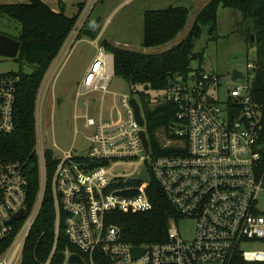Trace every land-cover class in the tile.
<instances>
[{
    "label": "built area",
    "instance_id": "2783aa9c",
    "mask_svg": "<svg viewBox=\"0 0 264 264\" xmlns=\"http://www.w3.org/2000/svg\"><path fill=\"white\" fill-rule=\"evenodd\" d=\"M98 2L89 0L88 4L92 9ZM77 25L37 93L33 151L38 159L39 189L31 208L26 204L25 169L17 161L0 157V264H22L26 239L42 207L45 155L51 151L44 143L42 104L84 27ZM90 61L77 84L73 111L74 121H83V129L89 132L82 135L86 149L79 154L73 147L61 152L53 144L62 158L51 151L56 162L50 183L55 231L62 215L66 239L76 250L65 251L62 264H70L71 255L80 259L71 264H95L97 256L109 264H232L235 259L264 264V252L243 251L248 246L264 249V101L257 102L251 92L255 62L246 64L250 70L248 77L243 75L246 82L228 87L223 100L217 94L220 77L203 71L191 72L186 81L177 77L159 91L152 106L176 107L175 122L169 128L174 139L161 133L160 141L163 148L179 152L154 157L149 147L147 155L142 147L141 132L146 139L147 133L140 101L109 92L114 77L112 57L98 46ZM18 83L16 75H0V137L15 130ZM95 96L100 103L92 99ZM107 96L118 101L106 109ZM131 98L139 107L144 127L135 119ZM143 169L148 183L138 182ZM151 182L161 188L177 217L169 221L164 242L134 247L123 241L113 219L116 214L151 211L147 195ZM21 211L24 216L12 222ZM181 222L193 224L188 238L180 235ZM55 245L44 264H51ZM134 249L143 252L135 257Z\"/></svg>",
    "mask_w": 264,
    "mask_h": 264
},
{
    "label": "trees",
    "instance_id": "16d2710c",
    "mask_svg": "<svg viewBox=\"0 0 264 264\" xmlns=\"http://www.w3.org/2000/svg\"><path fill=\"white\" fill-rule=\"evenodd\" d=\"M25 5H0V16L13 20L21 27L15 39L19 45L17 56L12 59L16 63L32 68L30 74L20 69L7 75L19 77L15 95V130L11 135L0 137V157L3 160L19 162L25 169L27 181V202L29 208L34 204L38 192L39 169L38 159L33 151L36 137L34 134L35 105L37 93L52 61L62 49L70 32L74 29L82 11L69 18L63 13H56L46 7L40 0H26ZM230 9L239 13L245 22L246 31L243 40L255 48L254 80L252 93L258 102L264 101V0H210L195 16L187 36L172 49L155 55L134 53L122 47H116L106 40L99 41V47L112 57L113 74L122 79L129 87V95L140 101L145 119L148 147L154 157L171 156L179 152L173 148H163L159 134L170 137L169 128L174 125L176 107L168 104L152 106L149 93L164 90L180 75L183 80L189 79L193 69L192 62L201 55L193 53L195 43L204 29L208 28L210 40L216 39L217 14L219 10ZM190 10L183 6H171L165 10L145 11L142 15V46L154 49L172 43L186 27ZM100 19H88L79 37L86 36L96 40L99 31L96 28ZM250 36L255 43L250 44ZM11 38V39H12ZM172 76L173 78H170ZM56 162L52 152L45 155L46 184L41 210L34 221L23 249L22 264H44L49 258L54 243L55 250L51 264H62L64 253L76 252L69 245L64 233V217L59 219V227L55 231V209L50 187ZM97 166V165H96ZM94 167V166H93ZM147 195L152 203V210L141 214H116L114 224L121 231L123 241L134 247L159 244L166 240V231L171 219L177 213L166 200L161 188L151 182ZM95 264H109L108 259L97 256ZM232 264H244L235 259Z\"/></svg>",
    "mask_w": 264,
    "mask_h": 264
},
{
    "label": "rangeland",
    "instance_id": "374dc122",
    "mask_svg": "<svg viewBox=\"0 0 264 264\" xmlns=\"http://www.w3.org/2000/svg\"><path fill=\"white\" fill-rule=\"evenodd\" d=\"M181 1L182 4H184L183 6L190 9V17H192L193 11L196 9L195 5L200 7L206 0ZM171 2L172 1L168 2V0H165L162 4H158L156 7H162L157 9L163 10L170 7V5L173 4ZM110 4L113 3L111 2ZM95 8L96 11L98 10V15L102 16V21H108L106 24L109 25L107 34H111L114 27H122L118 33L112 36V38L115 39V43H113L115 46H120L134 53L138 52L145 55H155L168 51L178 44L176 40H172V43L160 47H154V49L143 48L141 42L142 32L136 34V7L133 5L128 7H126V5H121L118 8L114 5L107 6V4L102 6L100 0ZM96 11L94 13H97ZM190 17L187 18V24L183 29L181 38L193 25ZM216 23V39L210 40L207 28L203 30L200 38L195 43L193 53L201 55L200 59L202 61L196 60L192 62L191 67L193 69L199 67L205 73H213L220 77L221 84L217 90V94H219V99L223 100L227 97L226 92L228 87L233 88L235 86L243 85L247 80V78H244V80L233 81L231 73L236 70L242 75L248 77L250 70L246 68V64L254 63L256 57L255 48L250 47V45H247L243 40L242 34L246 31V27L245 22H243V18L239 13L230 9L219 10ZM129 26H131V31H128ZM20 30L21 27H19L18 23L0 16V33H3L4 35L6 34L9 38H14L19 35ZM82 38L83 37H80L79 40ZM75 44L76 45L71 51H69L66 58H63L65 64L56 77V83L53 89L49 87L44 94L42 104L45 147L53 151L54 154L60 158H62L61 152H68L71 147L74 148V153H82V151L86 149L82 135L89 134L87 130L83 129V121H74L73 111L77 84L80 80L79 78L83 75L94 51L92 47L84 41H76ZM64 52L62 51L61 53L64 54ZM63 54H60L58 59L62 58ZM20 69L25 74H30L32 71L31 67L25 65L20 66V64L15 61L0 57V75L15 73ZM112 78L109 92L115 94L118 98L121 95H129L128 85L122 79L115 77ZM176 78L175 80H177ZM158 94H160V92L149 93L151 101L155 99ZM92 99L95 100L97 104L101 102L100 97L95 96ZM114 100L118 101L114 96H107L104 107L107 109L112 106ZM136 100L139 101L137 98ZM79 107H81V105H79L78 108ZM89 115L95 117L94 111H89ZM75 131H78L80 134H76ZM160 135L161 133L159 134V138ZM53 144H55L61 152L56 150L53 147ZM192 228L193 224L191 222H181L178 227L180 235L184 238L189 237ZM243 251L264 252V249L257 246H248L247 248H243Z\"/></svg>",
    "mask_w": 264,
    "mask_h": 264
},
{
    "label": "crops",
    "instance_id": "0c3cea01",
    "mask_svg": "<svg viewBox=\"0 0 264 264\" xmlns=\"http://www.w3.org/2000/svg\"><path fill=\"white\" fill-rule=\"evenodd\" d=\"M163 1H165V0H101V5L102 6L105 5V4H107V6L108 5L109 6L114 5L117 8L120 7L121 5H126V7L133 5L134 7H136V16L135 17L137 18V21L135 22V25H137L136 34H138V32H142V29H143V24H142V15H143V13L145 11H153V10H158L157 8H162V7H156V6H158V4H162ZM169 1H172L171 3H173V4L170 5V7L171 6H183L184 5V4H182L181 0H168V2ZM209 1L210 0H206L204 3L201 4L200 7H197V5H195L196 9H195V11H193L192 17H190V12H189V16H188V18L189 17L191 18L190 19L191 22L194 21L195 16L206 6L207 2H209ZM40 2L43 3L49 9H51L52 11H54L56 13H63L64 16H67L69 18L77 15L80 12V9L78 7L82 6L83 9H82V11H81V13H80V15H79V17L77 19V22H76V24H78L77 26H79L80 28L83 27V23L85 22L86 19L87 20L88 19H92V20L100 19L99 24L96 25V28L99 31V34H98L96 40L92 41L89 38H87L86 36H83V38L81 40H79L80 37H78V40H77L79 42L80 41L81 42L84 41L85 43L89 44L92 47L94 53L91 55V59L96 54L97 47L99 46V43H98L99 41L106 40L108 43H111L112 45L115 46V44H113V43H115L114 42L115 39H113L112 36L114 34L118 33L121 30L122 27H120V28L114 27L112 29V31H111V34H107L109 25H106V24L108 23V21L107 22H103L102 21V16L98 15V10L96 11V8H95L97 4L95 6H93V8L91 9L89 4H88L89 0H40ZM111 2L113 4H110ZM25 4H27L26 0H0V5H6V6L25 5ZM170 7H167L166 9H168ZM183 7H186V6H183ZM151 9H153V10H151ZM187 9H189V8H187ZM159 10H162V9H159ZM163 10H165V9H163ZM95 11L97 13H94ZM138 23H139V25H138ZM131 26H133V25H131ZM131 26H129V30L128 31H131V29H130ZM182 32L180 33V35H178V37H176L174 39V40L177 41L178 44L180 42H182V40L189 33V31H187V33L184 36H182V38H181ZM0 34H3V33H0ZM116 47H118V46H116ZM89 63L87 64L86 68L88 67Z\"/></svg>",
    "mask_w": 264,
    "mask_h": 264
},
{
    "label": "water",
    "instance_id": "95a60500",
    "mask_svg": "<svg viewBox=\"0 0 264 264\" xmlns=\"http://www.w3.org/2000/svg\"><path fill=\"white\" fill-rule=\"evenodd\" d=\"M249 40H250V44L254 45L255 40H254L253 36H250ZM19 48H20V45L15 39H13V38L11 39L6 35L0 34V57L1 58L8 59V60L14 59L18 54ZM231 76H232L233 81H238V80L243 79V75L236 70H234L231 73ZM177 77L182 78L180 75H178ZM170 78H173V77L170 76ZM130 106L133 110V113L135 114V119H136L138 125L140 127H144V120L141 116V113L139 112V107H138L134 98L130 99ZM141 142H142V147L145 151V155H147L149 149H148V141L146 139V135H145L144 131L141 132ZM140 181H144V182L148 183V175H147L146 169H143V173L140 176V178L138 179V182H140ZM23 216H24V211H21L11 221L12 222L17 221V220L21 219ZM133 252H134V256L138 257L139 255L142 254L143 250L134 249ZM73 262L80 263V259H79V257H77V255H71L69 263L71 264Z\"/></svg>",
    "mask_w": 264,
    "mask_h": 264
}]
</instances>
